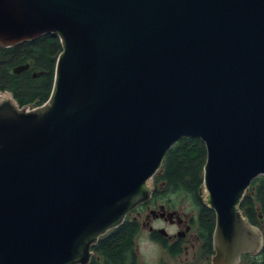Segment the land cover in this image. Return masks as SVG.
Instances as JSON below:
<instances>
[{
	"label": "water",
	"instance_id": "obj_1",
	"mask_svg": "<svg viewBox=\"0 0 264 264\" xmlns=\"http://www.w3.org/2000/svg\"><path fill=\"white\" fill-rule=\"evenodd\" d=\"M47 32L48 99L0 91V264H87L182 136L206 148L211 264L258 253L241 199L264 174V0H0V45Z\"/></svg>",
	"mask_w": 264,
	"mask_h": 264
},
{
	"label": "trees",
	"instance_id": "obj_2",
	"mask_svg": "<svg viewBox=\"0 0 264 264\" xmlns=\"http://www.w3.org/2000/svg\"><path fill=\"white\" fill-rule=\"evenodd\" d=\"M60 50L59 38L50 32L13 45H0V91H9L19 105L30 104L36 99L34 105L45 102L52 90ZM25 63H28L27 68L19 72L13 70ZM205 158V144L199 137L182 136L177 139L165 152L158 172L153 174L154 180L161 186L155 189L152 199L185 193L195 210L193 226L201 241L200 249L210 255L213 253L215 212L199 191ZM241 203L246 206L250 218L259 220L264 227V174L251 180ZM139 228V220L126 215L119 225L98 237L87 264H139L134 243ZM153 236L172 255L179 251L177 247L172 249L168 246L165 236ZM242 258L243 264H264V243L258 253H244Z\"/></svg>",
	"mask_w": 264,
	"mask_h": 264
},
{
	"label": "flooded vegetation",
	"instance_id": "obj_3",
	"mask_svg": "<svg viewBox=\"0 0 264 264\" xmlns=\"http://www.w3.org/2000/svg\"><path fill=\"white\" fill-rule=\"evenodd\" d=\"M160 186H161L160 184H157V186H153L150 197L146 201L134 206L130 211L127 212L126 215L138 219L140 225L142 224L147 225L148 238L151 241L160 244L154 238L153 235L161 234L165 236L168 240L167 241L168 246H172L171 247L172 249L173 246L174 248L177 247L176 249H179V251L176 252L174 256L177 255L180 256L182 253H186L189 247L191 248L195 247L194 237L193 239L186 238L187 233L193 228V217L192 215H187V213L179 212L174 207V205L170 204V202H167L165 200L164 196L153 200L152 194L155 191V189L158 187L160 188ZM169 212L172 213L169 215L168 214ZM157 221L169 222L170 224L175 225L176 228L173 232H169L167 229H165L163 225L156 224ZM160 228H163L164 230H161ZM195 235H196L195 239L198 241L199 249H200V245H201L200 238L197 235V233H195ZM92 254H93V250H92ZM169 254L172 255L170 252ZM211 255L212 253L208 255V253L203 249L202 250L200 249V254L198 255H197V251L195 250L193 251L192 254L193 257L197 256L198 264H211ZM250 255H255V254H250Z\"/></svg>",
	"mask_w": 264,
	"mask_h": 264
},
{
	"label": "rangeland",
	"instance_id": "obj_4",
	"mask_svg": "<svg viewBox=\"0 0 264 264\" xmlns=\"http://www.w3.org/2000/svg\"><path fill=\"white\" fill-rule=\"evenodd\" d=\"M158 172V169L155 173ZM157 183L154 180L153 176V186H156ZM201 193V192H200ZM245 194V193H244ZM202 198H204L202 196ZM167 202L174 205V207L179 212L187 213V215L195 214L193 204L191 203L190 198L185 195V193L170 194L169 197L165 198ZM156 224L163 225L165 229L169 232H173L176 228L175 225L170 224L169 222L157 221ZM196 227L193 228L187 233L186 238L194 237L195 247L188 248L186 253H182L180 256L170 255L166 248L162 247L160 244L151 241L148 238V228L147 225H140L138 233L135 235L134 243L137 251L138 263L139 264H198L197 256L193 257V251H197V255L200 254L198 241L195 239Z\"/></svg>",
	"mask_w": 264,
	"mask_h": 264
},
{
	"label": "bare ground",
	"instance_id": "obj_5",
	"mask_svg": "<svg viewBox=\"0 0 264 264\" xmlns=\"http://www.w3.org/2000/svg\"><path fill=\"white\" fill-rule=\"evenodd\" d=\"M154 173H155V172H154ZM154 173H153V174H154ZM258 175H260V174H258ZM255 177H256V176H255Z\"/></svg>",
	"mask_w": 264,
	"mask_h": 264
}]
</instances>
